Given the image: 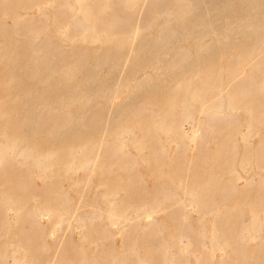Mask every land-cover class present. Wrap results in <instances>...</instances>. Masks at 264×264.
I'll return each mask as SVG.
<instances>
[{
  "label": "rangeland",
  "instance_id": "374dc122",
  "mask_svg": "<svg viewBox=\"0 0 264 264\" xmlns=\"http://www.w3.org/2000/svg\"><path fill=\"white\" fill-rule=\"evenodd\" d=\"M49 1L0 0V142L16 140L19 148L30 147L39 154L57 151L55 162L60 168V164L68 159L70 148L83 147L84 152L91 153L90 158L94 160L95 168L89 175L79 172L65 176L59 172L52 180H46L45 175L34 169L6 164L0 170V253L4 249L16 250L22 246L27 249L26 257L31 264H78V247L83 244L85 251L98 254V262L105 264L107 256L122 252L128 238H133L138 240L145 254L151 255L154 264H161L165 253H176L182 247H186L189 253L198 258L197 261L195 257H188L182 264H246V255L248 258L264 256V242L250 239L247 245H240L237 239L242 226L250 221L249 205H253L258 211H264V123L255 124L250 144L246 148H234V145L240 144L241 135L247 131L245 125L250 110L245 109L254 104L255 117L264 112V94L256 93V87L261 83L264 73V63H260L261 59L264 61V38L254 42L252 47H247V52L241 55L240 63H237L236 56L227 48L212 60L210 58V61H198L194 71L186 67L180 74L144 87L137 95L134 106L117 110L122 117L115 123L111 120L112 113L101 100H96L91 105L87 114L90 115L87 118L94 122L91 125L97 128L107 121L113 123L108 141L114 140L126 127L141 137L145 131L143 129L150 125V117L144 110L149 106L158 107L162 112L167 110L169 125L178 126L179 136L173 135L161 143L143 141L145 144L141 151V164L131 173L120 169L121 163L111 157L109 148H99L106 141L105 127L96 129L91 126L82 132H68L65 137L53 138L49 137V132L54 126L65 125V112L49 113L45 110L40 116H34L27 109L29 106H26L25 98L28 93L37 95L42 86L48 82L54 85L56 82L55 79L48 82L45 79L36 80L32 76L34 53L31 45L36 34L43 29L49 31L48 35L42 33L36 41L38 45L44 46L47 39H50L47 54L49 59L58 51L74 57L81 50L93 53L100 46L93 43L91 38L72 43L70 39L76 35L74 31H69L66 37L61 36L59 31L67 29L70 23L68 14L58 15L59 12H56L55 22L45 25L38 15V9L45 7ZM139 7L141 5L137 7V12ZM236 11L237 9L225 15L224 21L243 18L244 14H237ZM142 12L134 15L129 28L144 25ZM114 16L126 19V12L113 9L106 17L110 19ZM122 32L124 31L121 29L113 40L122 39ZM14 50L21 52V55L16 61H10L7 52L12 53ZM123 53L128 54L127 49ZM258 63L260 67L257 68ZM197 70L202 71L199 79ZM130 77L131 74H128V78ZM109 84H114V80ZM235 88L242 91L240 97H243V91H253L250 101L239 103L238 96L233 103L239 108L237 121L213 119L210 111L217 108V99ZM202 92H207L206 97L203 93V103L192 100L194 95L201 97ZM194 134L197 138L190 141ZM178 143L180 146L176 145ZM89 146H93V151L87 149ZM129 150L131 153L136 152L133 147ZM246 158L249 165L247 172H244L242 163ZM145 160L147 162H143ZM107 165L112 169L102 172L100 168ZM230 167H234L245 180H237L230 173ZM251 179L253 184L247 186L245 181ZM179 180L200 191L199 212L197 207L188 203L180 210L175 205L166 203V213L160 212L154 217L146 212L140 213L143 221L151 224L133 225L126 239H123L116 225L97 221L86 231L91 238L90 242H83V231L75 225V218L90 213L93 206L102 210L107 208L110 202H103L105 194L126 189L125 205L148 201L155 207L166 190L173 187L172 182ZM123 192L121 196L125 193ZM179 194L183 195L180 191ZM4 199L13 200L24 211L34 207H51L64 211L68 214L70 223L60 225L61 231H54L46 214L39 224L26 216L16 220L12 210L7 212L3 205ZM218 209L219 216L215 215ZM6 221L11 223V229H6ZM103 229H110L113 238L101 242L102 246L96 248L95 243L100 242L99 233ZM213 230L224 234V238L230 242L226 256H222V252L215 246L209 245L208 239ZM262 237L264 241V234ZM0 264L15 263L8 259ZM131 264H135V261H131Z\"/></svg>",
  "mask_w": 264,
  "mask_h": 264
},
{
  "label": "bare ground",
  "instance_id": "6f19581e",
  "mask_svg": "<svg viewBox=\"0 0 264 264\" xmlns=\"http://www.w3.org/2000/svg\"><path fill=\"white\" fill-rule=\"evenodd\" d=\"M139 5L141 7L137 12ZM113 9L126 12V19L117 16L107 19L106 16ZM236 9L235 13H243V18H232L233 20L224 21L225 15L233 13ZM51 10L52 12H50ZM56 12H59L58 15L64 13L70 16L68 28L59 31L61 36L66 37L69 31H74L76 35L70 39L72 43L91 38L93 43H98L100 46L99 50L93 53L81 50L74 57L66 56V54L58 51L52 59H49L47 54L49 44H51L50 39H47V42L43 44L44 46H40L36 42L42 33L48 35L49 31L43 29L41 33L33 37L31 45V51L34 53L32 76L36 80L45 79V82H48L55 79L56 82L54 85L48 82L47 85L42 86L37 95L28 93L25 104L29 106L27 109L34 116H40L45 110L49 113L65 112V125L54 126L49 132V137L53 138L65 137L68 132H82L88 130L91 126L96 128V126L91 125L94 122L87 118L90 116L87 115L88 111L96 100H101L106 108L110 110L113 116L111 120L115 123L122 117V114L118 113L117 110L132 106L137 95L142 92L144 87L152 86L157 80L164 81V79H169L173 75L180 74L186 67H190L189 70L194 71L198 61L204 59L210 61V58L212 60L216 54H222L227 48L232 51V55L236 56L237 63H240L241 55L247 52V47H252L251 45L254 42L261 41L264 38V0H50L45 7L38 9V15L42 17V22L47 26L57 19ZM141 12L144 17V25L139 24L129 28L134 15ZM121 29L124 31L122 32L124 36L122 39L114 41L113 38L119 34ZM222 48L225 49L222 50ZM125 49L128 51L126 55L123 53ZM20 53L17 50L12 53L7 52V58L10 61H16L19 58L18 56L21 55ZM261 61L264 63L263 59L260 60V63ZM256 62H259V60ZM260 63L257 64V68L260 67ZM128 74H131L130 78H128ZM196 75L199 79L202 71L197 70ZM261 79V83L256 87V93L258 94H264V73ZM113 80L114 84H109ZM241 92L235 88L224 95H220L217 99V108L210 111V116L215 120L228 119L230 122H236L239 116V108H236L233 103L238 96L239 103L250 101L253 91H243V97H240ZM203 93L205 92H202L201 97L192 96V100L203 103L205 100ZM206 96L207 92L205 93ZM32 100L36 102L31 103ZM144 110L150 117V125L143 129L145 131L141 137H138L131 128L126 127L114 140L108 141L107 138L110 136L113 123L110 124L107 121L103 126L99 125L96 128L105 127V135L107 136L105 143L99 148H109L111 157L116 158L121 163L120 169H125L131 173L141 164V151L145 144L143 141L161 143L164 139H169L173 135H180L177 125H169L167 110L162 112L160 108L155 106H149ZM245 110H250L249 119L245 125L247 131L241 135L240 144L234 145L235 150H239L240 147L246 148L250 144L255 124L264 123V112L259 116H254V104ZM196 138L197 136L194 134L190 141H194ZM176 145L180 146L179 143ZM130 147H133L136 152L131 153ZM162 148L165 149L164 145H162ZM87 149L93 151V146H89ZM56 154L57 151L39 154L30 147L19 148L16 140L12 142L1 141L0 170L6 164L19 165L34 169L45 175L46 180H52L59 172L65 176L75 175L79 172L89 175L95 168V162L90 158L91 153L84 152L83 147L70 148L68 159L60 164L62 168L55 162L57 161ZM248 165L249 160L246 158L242 163L244 172H247ZM111 169L112 167L109 165L100 168L102 172ZM230 173L237 180H245L234 167H230ZM245 182L247 186L253 184L252 179ZM172 183L173 187L171 189L168 187L169 189L166 190V193L155 207H152L148 201H142L141 199L142 202L139 204L125 205L127 199L126 189L105 194L102 200L104 203L110 202L107 208L102 210L93 206L90 213L75 218V225L83 231V242H90L91 238L86 231L90 225L97 221H107L112 225H116L122 233L123 239H126L133 225L151 224V222H144L140 217V213L146 212L152 217L160 212L166 213V203L175 205L179 210L186 207L188 203L190 206L197 207L199 212L200 191L188 187L181 180ZM179 191L183 195H180ZM121 192L124 193L122 196ZM3 205L6 207L7 212L12 210L15 213L16 220L26 216L35 224H39L43 215L46 214L49 217L50 224H52L51 229L54 231H58L60 225L70 223L68 214L55 208L34 207L31 210L24 211L19 204L10 199H6ZM248 213L250 221L242 226L237 237L238 242L240 245H247L248 240L251 239L263 243L264 211H258L253 205H249ZM219 214L220 210L218 209L215 215L219 216ZM5 227L11 229V223L6 221ZM109 230L103 229L99 233L101 238L100 242L95 243L96 248L102 246L101 244L104 241L113 238ZM128 239L125 249L120 253L107 256L108 260L105 264H131V261H135V264H154L151 255L142 251L138 240ZM208 241L209 245L215 246L222 252V256L227 255L226 249L230 247V242L224 238V234L213 230ZM78 250L80 252L78 264H100L97 259L98 254L94 255L85 251L83 244L78 247ZM26 253L27 249L22 246H19L16 250L12 248L4 249L0 253V262L12 259L15 264H31L27 260ZM188 257H195L198 261L196 255H192L186 247H182L176 253L162 255L161 264H182ZM256 257L248 258L247 255L244 256L245 263L264 264V256L256 255Z\"/></svg>",
  "mask_w": 264,
  "mask_h": 264
}]
</instances>
